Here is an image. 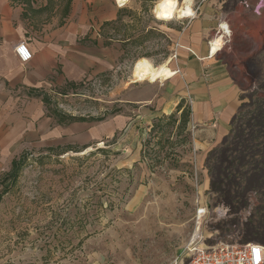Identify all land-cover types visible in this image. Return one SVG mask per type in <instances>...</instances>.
<instances>
[{
    "label": "rangeland",
    "instance_id": "374dc122",
    "mask_svg": "<svg viewBox=\"0 0 264 264\" xmlns=\"http://www.w3.org/2000/svg\"><path fill=\"white\" fill-rule=\"evenodd\" d=\"M225 1L232 5L239 0ZM158 2L129 0L120 10L121 22L107 29L109 37L123 42L112 71L73 88L64 85L54 94L38 91L41 101L49 102L46 115L102 119L85 122L95 126L117 116L131 117L137 107L133 102L162 89L166 82L133 76L140 59L154 67L168 62L176 71L168 30L177 29L181 19H160ZM240 39L246 40L242 48L234 49L230 38L220 54L244 64L245 58L257 57L255 73L239 66L244 103H249L264 98L257 91L264 80V36L252 38L245 32ZM78 135L88 144L85 150L74 146L77 153L58 156L60 150L50 152L53 146L42 138L24 145L16 157L24 154L27 159L17 181L0 184V193L6 192L0 200V264H172L184 255L196 227L201 245L223 241L230 231H237V244L264 245V228L246 225L247 212L262 203L251 195L247 212L224 218L221 206L204 189L203 174L185 160L187 128L181 136L174 129L151 138L148 133L138 155L122 132L97 145ZM202 208L206 214L199 216Z\"/></svg>",
    "mask_w": 264,
    "mask_h": 264
},
{
    "label": "crops",
    "instance_id": "0c3cea01",
    "mask_svg": "<svg viewBox=\"0 0 264 264\" xmlns=\"http://www.w3.org/2000/svg\"><path fill=\"white\" fill-rule=\"evenodd\" d=\"M246 2L247 6L197 0L196 17L177 20V29L168 30L173 39L175 76L164 81L162 89L133 102L137 107L131 117L121 115L93 126L58 124L34 95L38 91L54 94L64 85H77L112 71L123 54V42L109 37L105 25L115 23L122 8L114 0H0V176L8 172L24 145L33 146L42 138L53 149L63 150L88 144L79 133L97 145L122 132L138 155L154 120L172 114L183 100L191 112L187 124L190 149L185 160L203 174V186L208 190L207 154L228 135L244 94L239 66L253 74L257 59L247 57L244 64L220 54L221 50L212 55L210 43L218 32L222 34L223 25L230 32L226 45L233 38L234 49L246 44L240 39L245 32L252 38L264 36V0ZM19 42L32 54L25 65L14 55Z\"/></svg>",
    "mask_w": 264,
    "mask_h": 264
},
{
    "label": "trees",
    "instance_id": "16d2710c",
    "mask_svg": "<svg viewBox=\"0 0 264 264\" xmlns=\"http://www.w3.org/2000/svg\"><path fill=\"white\" fill-rule=\"evenodd\" d=\"M244 1L246 0L238 2ZM119 22H121V15L115 23L106 24L105 27L110 28ZM67 86L73 88L76 85L68 84ZM257 91L264 93V80L258 86ZM34 96L41 95L35 94ZM243 96L244 94L241 96L240 107L230 123L228 135L217 148L207 154L204 164L209 177L207 194L216 205L226 211L228 217L247 212L250 196L253 195V200H259L262 205L256 207L255 211L247 212L246 225L264 228V98L244 103ZM42 102L47 108L49 104L47 99H42ZM54 114L58 124L102 121V119L64 116L57 112ZM190 114L189 106L181 100L172 114L154 120L149 138L156 132L161 135L171 134L173 129L177 131V135L181 136L186 131ZM149 140L144 146L149 144ZM85 149L86 147H83V150ZM49 151L53 152L54 149ZM74 151V147L63 149L59 151L58 156ZM100 152L103 151L100 150ZM144 155L145 153L142 159H145ZM26 161L24 154L15 158L0 184H15ZM4 193L6 192L0 193V200Z\"/></svg>",
    "mask_w": 264,
    "mask_h": 264
},
{
    "label": "built area",
    "instance_id": "2783aa9c",
    "mask_svg": "<svg viewBox=\"0 0 264 264\" xmlns=\"http://www.w3.org/2000/svg\"><path fill=\"white\" fill-rule=\"evenodd\" d=\"M186 0H177L178 4H183ZM190 9L192 15L185 19L192 20L196 17L199 4H194V0H190ZM204 0H201L203 2ZM118 8H123L120 6L119 2L115 0ZM247 6V2H242ZM262 3L259 2V5ZM222 34L217 33L215 39H221L223 47L227 43V37L224 36V29H222ZM214 41V40H213ZM213 41L210 43H213ZM14 55L21 65H25L32 59V54L29 51L27 45L24 42H19L14 47ZM220 212L224 218L228 217L226 211L221 208ZM206 214V209L202 208L198 210L199 216H204ZM199 224H197L198 226ZM199 229L196 227L189 243L183 250V254L177 257L172 264H264V245L248 243L244 245L237 244L238 235L237 231L229 232V235L225 240L219 241L214 245L206 246L201 245V237L198 234ZM183 256V257H182Z\"/></svg>",
    "mask_w": 264,
    "mask_h": 264
},
{
    "label": "bare ground",
    "instance_id": "6f19581e",
    "mask_svg": "<svg viewBox=\"0 0 264 264\" xmlns=\"http://www.w3.org/2000/svg\"><path fill=\"white\" fill-rule=\"evenodd\" d=\"M121 2L122 0H117ZM191 1L186 0L182 5H179L177 0H159L157 5V16L165 21L172 18L184 19L192 15L190 9ZM224 29V36L229 37V30L227 26H222ZM223 46L221 39H215L211 44V54L214 55L221 50ZM168 62L158 67H154L148 60L140 59L133 68V76L138 79H147L153 82H164L172 79L175 76L168 67Z\"/></svg>",
    "mask_w": 264,
    "mask_h": 264
},
{
    "label": "water",
    "instance_id": "95a60500",
    "mask_svg": "<svg viewBox=\"0 0 264 264\" xmlns=\"http://www.w3.org/2000/svg\"><path fill=\"white\" fill-rule=\"evenodd\" d=\"M128 2H129V0H122L121 2H119V4L121 7H123V6H126Z\"/></svg>",
    "mask_w": 264,
    "mask_h": 264
}]
</instances>
